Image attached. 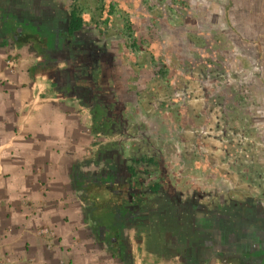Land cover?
Segmentation results:
<instances>
[{
	"label": "rangeland",
	"instance_id": "374dc122",
	"mask_svg": "<svg viewBox=\"0 0 264 264\" xmlns=\"http://www.w3.org/2000/svg\"><path fill=\"white\" fill-rule=\"evenodd\" d=\"M71 1L96 20L106 4L64 0ZM259 1L122 0L116 5L106 36L128 68L129 123L98 134L88 125L81 129L80 145L86 148L72 167L89 171L87 160L112 144L136 159L143 184L156 179L151 160L160 161L181 197L201 204L206 218L227 219L223 213H229L254 233L264 232V20L257 22L264 12ZM126 22L137 34H128ZM133 36L139 45L125 47ZM64 66L60 60L57 69ZM56 141L67 142L60 136ZM4 235L0 229V264H12L14 253ZM38 235L50 251L54 234Z\"/></svg>",
	"mask_w": 264,
	"mask_h": 264
},
{
	"label": "trees",
	"instance_id": "16d2710c",
	"mask_svg": "<svg viewBox=\"0 0 264 264\" xmlns=\"http://www.w3.org/2000/svg\"><path fill=\"white\" fill-rule=\"evenodd\" d=\"M121 1L106 0L96 20L73 1L0 0V45L7 41L26 44L46 64L67 61L69 66L59 70L57 76L62 89L88 108L93 132L129 123L126 111L132 89L128 68L122 56L111 49L113 38L106 36L111 14ZM125 29L128 34L138 32L132 22H126ZM135 37L125 47L138 46ZM136 162L133 157L127 158L122 149L109 144L87 160L92 166L89 171L77 167L70 170L72 186L80 192L82 211L90 222V232L119 262L130 263L131 229L143 230L146 242L150 243V235L160 232L165 223L174 227L183 225L180 230L191 237L190 244L182 249L186 264H204L218 234L234 242L232 250L245 260L260 259L263 250L252 246L256 237L248 235L235 216L223 213L227 219L219 215L206 218L207 211L202 210L201 204L193 198L181 197L168 168L160 161L151 160L156 167V179L143 184L140 178L143 171L135 166ZM202 246L203 256L199 250Z\"/></svg>",
	"mask_w": 264,
	"mask_h": 264
},
{
	"label": "crops",
	"instance_id": "0c3cea01",
	"mask_svg": "<svg viewBox=\"0 0 264 264\" xmlns=\"http://www.w3.org/2000/svg\"><path fill=\"white\" fill-rule=\"evenodd\" d=\"M258 5L264 12V0ZM258 19L263 21L264 13ZM13 51L16 58L7 59ZM8 60L12 66L5 64ZM59 61L46 64L26 44L7 41L0 45V229L4 243L14 253L12 264L31 260L35 262L30 264H122L109 248L96 242L82 211L80 192L72 186L73 159L86 148L78 135L91 127V115L74 95L59 88ZM58 136L67 142L58 144ZM182 227L165 223L160 232L150 235V243L143 230L131 229L128 264H186L182 249L191 237ZM43 228L54 234L50 251L43 248L46 239L37 234ZM245 229L248 235L264 239V232ZM234 248V242L218 234L204 264H264L263 258L245 260ZM199 250L203 256L204 247Z\"/></svg>",
	"mask_w": 264,
	"mask_h": 264
},
{
	"label": "flooded vegetation",
	"instance_id": "af4514ba",
	"mask_svg": "<svg viewBox=\"0 0 264 264\" xmlns=\"http://www.w3.org/2000/svg\"><path fill=\"white\" fill-rule=\"evenodd\" d=\"M259 243V245L257 246V244ZM261 243H263L262 245H260ZM253 244V245H252ZM251 245L253 246V247H255V248H260V249H262L263 251H262V253L261 254H259V257L262 259H264V239H261V238H258V239H256V241L255 242H253ZM248 245H250V243H248ZM261 259H259V260H261Z\"/></svg>",
	"mask_w": 264,
	"mask_h": 264
},
{
	"label": "built area",
	"instance_id": "2783aa9c",
	"mask_svg": "<svg viewBox=\"0 0 264 264\" xmlns=\"http://www.w3.org/2000/svg\"><path fill=\"white\" fill-rule=\"evenodd\" d=\"M12 63H13L12 60H8L7 61V65H9V66H12ZM45 232H49L52 235V232H50V230H47V229H44V228L39 230L38 234H42V233H45Z\"/></svg>",
	"mask_w": 264,
	"mask_h": 264
}]
</instances>
